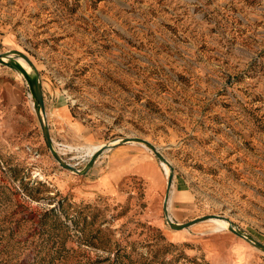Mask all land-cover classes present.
<instances>
[{
    "label": "rangeland",
    "instance_id": "obj_1",
    "mask_svg": "<svg viewBox=\"0 0 264 264\" xmlns=\"http://www.w3.org/2000/svg\"><path fill=\"white\" fill-rule=\"evenodd\" d=\"M10 51L38 73L64 161L82 170L138 137L170 169L135 142L86 176L62 169L22 74L0 64V264H264L228 222L173 230L162 205L172 172L170 220L222 215L264 245V0H0Z\"/></svg>",
    "mask_w": 264,
    "mask_h": 264
},
{
    "label": "water",
    "instance_id": "obj_2",
    "mask_svg": "<svg viewBox=\"0 0 264 264\" xmlns=\"http://www.w3.org/2000/svg\"><path fill=\"white\" fill-rule=\"evenodd\" d=\"M16 57L22 58L25 61V63L30 67V70L33 71V73H30V72L27 73L26 71H24L22 69V67H20V65L17 63ZM0 64L8 67L10 69L12 68L15 71H19L22 74V76L26 82L27 88H29L30 96L33 100L35 115H36L37 122H39L42 137L45 140L46 145L49 148L51 156H53V158L56 160L59 167H61L64 170L66 169L72 173H75L79 176L86 175L88 173V171L94 166V164L96 163V161L99 159L100 155L103 152H105L106 150H108L110 148L116 147V146H110L111 144H107V145L103 146L96 153L93 154V156L84 165L82 170L75 169L74 166H72L70 163L64 161L63 158L61 156H59V154L57 153V151L53 147V140L50 138L48 122H46V110H45L44 99H43V91L41 88L38 73L35 70V67L32 64V62L30 61V59L18 51H10V53H4V54L0 53ZM134 142L147 147L149 150H151L157 156V158L160 161L165 163L168 166V168L170 169L169 163L166 161L164 156L156 150L155 146L152 143H149L148 141H146L142 138H138V137L122 138V139H120V141H118V143H116V145H123V144H129V143L133 144ZM171 180H172V172H170V174L168 176L167 193L164 197V201H163L162 205H163L165 221L167 222L168 225H170V227L173 230L181 231V230L187 229L188 227H190L192 225L204 222V220L210 219V218H216L218 220H224V221L228 222V224H229L228 230L231 233H233L236 237H240V238L244 239L246 242H248L254 248H257L261 252L264 253V245H262L258 241H255L253 238L247 236L246 234L241 232L239 229L237 230L231 224V222L226 217H224L222 215L221 216L206 215L204 217H200V218L190 220L185 224H176L172 220H170L168 217V213H167V206H168L167 201L169 198V190H170Z\"/></svg>",
    "mask_w": 264,
    "mask_h": 264
},
{
    "label": "crops",
    "instance_id": "obj_3",
    "mask_svg": "<svg viewBox=\"0 0 264 264\" xmlns=\"http://www.w3.org/2000/svg\"><path fill=\"white\" fill-rule=\"evenodd\" d=\"M1 90L2 89H0V92H1ZM0 108H2V112H5V114H7L9 111H10V109L11 108H8V106L6 105V100H5V97L2 95V97H0ZM0 112H1V109H0ZM18 135H16L14 138L16 139L15 140V149H17L18 148V144H19V137H17ZM0 138H2V137H0ZM19 138V139H18ZM13 139V138H12ZM126 147L125 146H123V145H119V146H117L116 148H114L111 152H109L108 151V153H111L110 155H112L111 156V159H112V161H114L115 163L116 162H120V161H122L123 160V158H121V157H123V153H124V151L126 150L125 149ZM29 155V154H28ZM102 157V154H101V156L99 157V158H101ZM99 160V159H98ZM33 170H36V168L35 167H33L32 168V171ZM162 170V169H161ZM34 172V171H33ZM36 174H38L37 172H35ZM163 173H164V171H163ZM38 175H40V174H38ZM87 175V174H86ZM85 175V176H86ZM164 176H165V174H164ZM34 177V176H33ZM36 177V176H35ZM144 177V176H143ZM166 177V176H165ZM140 178H142V177H140ZM143 179H146L145 177L143 178ZM166 179H167V177H166ZM67 182V181H66ZM107 184H110V178H109V176H107V175H101L99 178H97V180H95L93 183H92V189H94L95 191H94V193L92 194V198H98V197H100V196H105V194H106V187H107ZM87 193H85L84 194V196L82 197V196H78L79 197V200H88V199H90L89 197H87V196H89V195H86Z\"/></svg>",
    "mask_w": 264,
    "mask_h": 264
},
{
    "label": "bare ground",
    "instance_id": "obj_4",
    "mask_svg": "<svg viewBox=\"0 0 264 264\" xmlns=\"http://www.w3.org/2000/svg\"><path fill=\"white\" fill-rule=\"evenodd\" d=\"M5 60V59H4ZM17 63L20 65V67H22V69L24 68V66L26 65L25 62L21 61L20 59H16ZM24 70V69H23Z\"/></svg>",
    "mask_w": 264,
    "mask_h": 264
},
{
    "label": "built area",
    "instance_id": "obj_5",
    "mask_svg": "<svg viewBox=\"0 0 264 264\" xmlns=\"http://www.w3.org/2000/svg\"><path fill=\"white\" fill-rule=\"evenodd\" d=\"M0 126H1V123H0Z\"/></svg>",
    "mask_w": 264,
    "mask_h": 264
}]
</instances>
